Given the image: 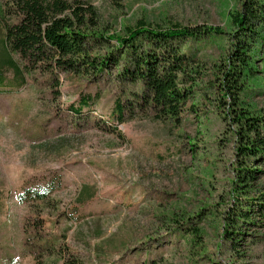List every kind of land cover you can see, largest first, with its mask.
<instances>
[{
    "label": "rangeland",
    "instance_id": "1",
    "mask_svg": "<svg viewBox=\"0 0 264 264\" xmlns=\"http://www.w3.org/2000/svg\"><path fill=\"white\" fill-rule=\"evenodd\" d=\"M88 1L113 33L138 19L152 27L205 25L228 32L231 15L240 10L237 0ZM222 47L211 42L198 51L206 74L200 97L189 100L179 127L135 120L119 126L125 141L99 129L98 116L118 96L114 70L110 78L90 80L61 74L58 88L46 73L26 76L22 88L6 75L10 87L0 89V264H264L262 239L256 237L264 229L248 228L251 237L231 253L211 215L222 210L216 204L231 158L225 126L206 92ZM255 84L251 104L263 108L264 74ZM79 94L101 100L92 115L84 108L87 116L77 119L67 106ZM168 149L181 154L159 164L155 154ZM81 186L91 187L96 199L70 216ZM43 190L49 193L46 202L27 197L30 202L20 203L23 192ZM172 213L198 224L206 252L193 251L174 233L168 225Z\"/></svg>",
    "mask_w": 264,
    "mask_h": 264
},
{
    "label": "trees",
    "instance_id": "2",
    "mask_svg": "<svg viewBox=\"0 0 264 264\" xmlns=\"http://www.w3.org/2000/svg\"><path fill=\"white\" fill-rule=\"evenodd\" d=\"M237 3L240 10L231 15L228 32L205 25L152 27L138 19L113 33L88 0H10L0 5V89L10 87L8 74L11 83L22 88L26 76L46 73L50 85L58 88L61 74L90 80L110 78L114 70L111 80L118 96L109 112L98 116L103 124L98 126L125 141L119 126L135 120L180 126L189 100L200 97L198 88L206 74L198 51L211 42L221 44L222 58L212 67L214 78L206 92L225 126L231 158L227 186L216 204L222 210L211 215L219 221L222 244L236 253L241 240L251 237L248 228L264 229V107L251 104L258 91L255 83L264 74V0ZM100 100L98 95L79 94L67 111L80 119L87 116L82 109L92 115ZM180 154V149H168L155 157L163 164L176 161ZM48 194L25 191L19 201L29 197L44 203ZM95 197L91 187L81 186L75 198L78 204L69 215H76ZM190 220L188 215L172 213L168 225L187 239L190 249L206 252L203 230ZM256 237L262 239L264 254V236Z\"/></svg>",
    "mask_w": 264,
    "mask_h": 264
}]
</instances>
